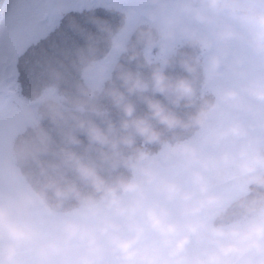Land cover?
Returning a JSON list of instances; mask_svg holds the SVG:
<instances>
[{"label":"clouds","instance_id":"9594fccd","mask_svg":"<svg viewBox=\"0 0 264 264\" xmlns=\"http://www.w3.org/2000/svg\"><path fill=\"white\" fill-rule=\"evenodd\" d=\"M152 2L143 53L100 25L137 69L89 61L71 107L41 98L64 146L43 133L0 166V264H264V0Z\"/></svg>","mask_w":264,"mask_h":264},{"label":"trees","instance_id":"16d2710c","mask_svg":"<svg viewBox=\"0 0 264 264\" xmlns=\"http://www.w3.org/2000/svg\"><path fill=\"white\" fill-rule=\"evenodd\" d=\"M154 11L164 14L160 5L149 3L146 13L139 16L128 34L129 44L136 45L141 53L145 51V45L138 42L139 29L153 22L151 15ZM130 12V4L121 0H49L48 3L39 0L31 5L7 2L0 13V27L6 30L10 19L23 20L24 31L18 34V39L21 51H27V55L19 60L18 68L7 54L0 63V142L7 149V159L11 158L14 148L25 142L39 147V137L43 133L50 137L52 149L64 146L65 126L53 121L41 98L45 95L64 97L65 105L71 107L80 97L81 89L87 87L86 64L89 61L96 62L91 73L93 76L101 65L117 61L126 68L137 69L138 62H129L127 54L115 52L109 34L100 31L103 24L113 34L119 35ZM179 52L191 53L193 50L181 47ZM150 54L156 57L161 55V51L155 47ZM142 71L147 74L149 70L144 68ZM168 72L183 74L178 64L170 67ZM115 76L116 72H113V78ZM156 98L164 100L159 94ZM131 99L137 103L139 112L146 111V105L136 96ZM101 103L111 109L113 118H117L116 109L108 99H102ZM79 138L83 145L76 150L83 151L88 141L82 134ZM152 147L155 149L157 146ZM39 159L47 162L53 160V156L51 152L41 153ZM28 169L38 171L33 161L25 166V170Z\"/></svg>","mask_w":264,"mask_h":264},{"label":"snow or ice","instance_id":"6c2138e0","mask_svg":"<svg viewBox=\"0 0 264 264\" xmlns=\"http://www.w3.org/2000/svg\"><path fill=\"white\" fill-rule=\"evenodd\" d=\"M24 27L25 22L20 19H10L6 30L0 27V63L7 54L9 60L16 63L17 68L19 67V60L27 55V51H21L18 39V34L24 31ZM31 46L33 45H29Z\"/></svg>","mask_w":264,"mask_h":264},{"label":"rangeland","instance_id":"374dc122","mask_svg":"<svg viewBox=\"0 0 264 264\" xmlns=\"http://www.w3.org/2000/svg\"><path fill=\"white\" fill-rule=\"evenodd\" d=\"M8 1H9V3L15 2V3L20 4V5H31V4L36 3L39 0H6L3 8H5V5L7 4ZM45 1H47V3L49 2V0H45ZM121 1H125V2L130 4L131 12H130V16L128 18L126 25L129 28V31H131L132 27L134 26V23L139 18V16L146 13V5L151 3L152 0H121ZM167 6L169 9V14L174 12L173 0H167ZM3 8H2V10H3ZM7 158H8L7 149L0 142V166H2L4 164V162L6 160H8ZM169 168H170V170H175V171L179 170L178 166L175 164Z\"/></svg>","mask_w":264,"mask_h":264},{"label":"water","instance_id":"95a60500","mask_svg":"<svg viewBox=\"0 0 264 264\" xmlns=\"http://www.w3.org/2000/svg\"><path fill=\"white\" fill-rule=\"evenodd\" d=\"M5 2H6V0H0V13L2 11V8H3L4 4H5Z\"/></svg>","mask_w":264,"mask_h":264}]
</instances>
